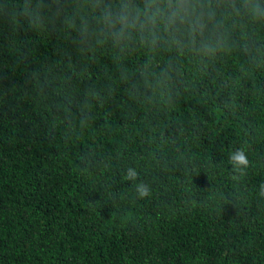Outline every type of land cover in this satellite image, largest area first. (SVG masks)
I'll use <instances>...</instances> for the list:
<instances>
[{
  "label": "trees",
  "instance_id": "16d2710c",
  "mask_svg": "<svg viewBox=\"0 0 264 264\" xmlns=\"http://www.w3.org/2000/svg\"><path fill=\"white\" fill-rule=\"evenodd\" d=\"M189 3L0 0V264H264V15Z\"/></svg>",
  "mask_w": 264,
  "mask_h": 264
},
{
  "label": "clouds",
  "instance_id": "9594fccd",
  "mask_svg": "<svg viewBox=\"0 0 264 264\" xmlns=\"http://www.w3.org/2000/svg\"><path fill=\"white\" fill-rule=\"evenodd\" d=\"M242 7L249 11L253 18L264 15V9L259 4L251 3V0H242ZM162 15L167 18L170 25L179 22L188 23L192 28L203 27L201 23L203 17L197 14L196 6L190 4L189 0H146L143 12L137 9L135 14L129 12V5H122L118 13H113L110 8H106L103 12L104 21L112 29L111 34L117 43L131 38V29L141 23V16L144 17V22L155 25L156 20ZM203 49L208 53L213 50L210 44H205ZM230 161L234 170L241 174L250 166L248 156L243 149L232 152ZM136 177L137 173L133 169H128L127 178L135 180ZM137 192L139 197L144 198L149 195L150 189L141 182L137 185Z\"/></svg>",
  "mask_w": 264,
  "mask_h": 264
}]
</instances>
